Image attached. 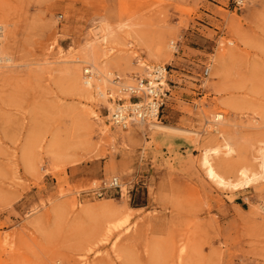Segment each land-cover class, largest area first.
I'll return each mask as SVG.
<instances>
[{
  "label": "rangeland",
  "instance_id": "1",
  "mask_svg": "<svg viewBox=\"0 0 264 264\" xmlns=\"http://www.w3.org/2000/svg\"><path fill=\"white\" fill-rule=\"evenodd\" d=\"M0 24L12 58L0 68V264H264V181L222 189L200 165L203 148L220 144L203 118L221 108L218 99L252 87L264 106V0L241 9L232 0H0ZM103 26L121 42L108 60L130 54L129 75H145L141 64L168 65L158 121L197 136L146 124L122 130L98 99L97 116L87 115L60 59L83 52L89 30ZM235 27L250 46L237 42ZM228 41L240 60L236 84L252 75L219 95L199 74ZM224 117L239 143L214 163L253 164L263 115L241 108ZM28 140L34 157L26 164ZM112 175L127 192H110L106 206L127 220L87 250L94 223L82 207L97 212L100 198L88 190Z\"/></svg>",
  "mask_w": 264,
  "mask_h": 264
},
{
  "label": "bare ground",
  "instance_id": "2",
  "mask_svg": "<svg viewBox=\"0 0 264 264\" xmlns=\"http://www.w3.org/2000/svg\"><path fill=\"white\" fill-rule=\"evenodd\" d=\"M106 29L105 26L90 29V40L84 46L83 52L76 56H61L62 59H60L63 63L67 64V67L65 64L60 69L63 72L71 73L77 91L83 96L85 103L87 104L85 112H87V115L91 114L93 117L97 116L92 108L96 99L101 100L108 105L110 111L108 116H110L111 112L115 110L121 112L131 106L127 104L130 97L129 92L123 90L124 88L131 91L133 89H140L141 87L140 80L137 79L138 75H129L131 73L130 69L134 68L131 65V60L129 58L130 54L119 57L116 60H108L107 55L117 43L121 42H118L111 31L105 32ZM234 31L237 42L242 45L250 46L251 43L243 34L238 32L239 30H237L236 27L234 28ZM2 35L3 26L0 24V38ZM228 44H230V47L220 48V50L214 54V58L208 62L209 71L206 79L210 78L212 80L210 81V84L219 95L223 93H231L233 88L245 87L244 80L246 82L252 75V73L250 75H241L240 77L243 76L241 85L238 86L236 84L234 80L239 75L237 67L239 66L240 60L238 61L236 58L237 46H234L235 44L232 41H228ZM218 46L221 47L222 44ZM257 47L260 49L263 48L259 44ZM245 52L247 53V51ZM240 55H242V53H240ZM148 56L156 58L153 50L148 52ZM11 60L12 58L4 51L0 40V68L8 66V62L10 63ZM122 61L125 62L124 64L126 67H123L119 72H116V70L119 69V66H122ZM45 63L48 64L51 62L45 60ZM152 65L156 64H149L147 65L148 67H146L145 64H141L140 67L144 66L141 70L148 75V69H151ZM245 90L246 91L241 93L239 98H236L235 95L222 96V98L217 101L219 107H221L219 110H211L208 113L203 114V118L207 124L206 126L214 133L212 139H218L220 144L214 147L205 146L203 148L200 155V165L204 170L206 178L222 189L238 190L248 188L253 182L260 180L264 181L263 138L261 141L257 140L260 143V146H258L256 156H253L254 163L248 164L249 166H236L232 165L230 162L215 164L213 161V157H216L220 152L225 155L233 154L235 152V146L239 143L238 137L236 136L237 133L232 131V129H223V126L227 124L224 114L227 113L228 109L236 110L249 108L252 112H261L264 117V106L261 104L263 101L255 97L257 93H255V90L252 87L246 88ZM116 92L118 95L117 98L113 96V93ZM118 99L124 100L126 105H121L120 107L119 104H117ZM140 105H146L144 97ZM143 125L144 124H138L137 126L142 129ZM146 125L149 130L154 132L185 133L197 136V133L192 130L162 124L155 119H152ZM31 146L32 142L29 140L26 141L25 146H23L24 149L22 150V156H24L26 164L29 163L31 157H34V154L31 155L30 150L33 148ZM91 184V188L98 186L95 181H92ZM126 192L125 189L122 190L121 199L124 198ZM99 198L96 208L97 212L92 210V206L90 205L82 207L85 214H91V221L94 223L92 234L84 239L87 250H90L91 247L105 243L110 234L119 230L127 220V216H124L119 210L107 209L106 205L113 200L112 197ZM260 209L264 212V207L262 205L260 206Z\"/></svg>",
  "mask_w": 264,
  "mask_h": 264
},
{
  "label": "built area",
  "instance_id": "3",
  "mask_svg": "<svg viewBox=\"0 0 264 264\" xmlns=\"http://www.w3.org/2000/svg\"><path fill=\"white\" fill-rule=\"evenodd\" d=\"M249 0H232L235 9H241ZM208 64L203 65L199 74L200 78H206L208 75ZM168 65H152L148 75L137 77L140 80V89H133L131 91L124 88L129 92V102L131 105L126 110L111 112L109 120L111 124L125 130L133 124H147L152 119L159 120L162 114V108L165 104L166 94L168 89L164 87L167 84ZM148 67V66H146ZM143 97L146 100V105H140ZM117 104L126 105L124 100L118 99ZM138 121V122H136ZM140 122V123H139ZM94 188H89L88 192L96 197H104L110 192L120 193L122 191L123 183L117 175H112L108 178H101Z\"/></svg>",
  "mask_w": 264,
  "mask_h": 264
},
{
  "label": "crops",
  "instance_id": "4",
  "mask_svg": "<svg viewBox=\"0 0 264 264\" xmlns=\"http://www.w3.org/2000/svg\"><path fill=\"white\" fill-rule=\"evenodd\" d=\"M173 142H176V140H174ZM175 144V143H174ZM176 145V144H175Z\"/></svg>",
  "mask_w": 264,
  "mask_h": 264
}]
</instances>
